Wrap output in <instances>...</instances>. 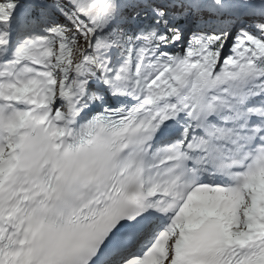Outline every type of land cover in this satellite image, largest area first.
<instances>
[{"label": "snow or ice", "instance_id": "6c2138e0", "mask_svg": "<svg viewBox=\"0 0 264 264\" xmlns=\"http://www.w3.org/2000/svg\"><path fill=\"white\" fill-rule=\"evenodd\" d=\"M0 264H264V0H0Z\"/></svg>", "mask_w": 264, "mask_h": 264}]
</instances>
